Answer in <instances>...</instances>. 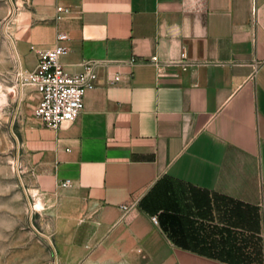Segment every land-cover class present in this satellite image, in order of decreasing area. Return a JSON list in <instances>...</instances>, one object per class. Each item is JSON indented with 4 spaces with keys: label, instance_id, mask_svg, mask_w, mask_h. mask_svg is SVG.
I'll return each mask as SVG.
<instances>
[{
    "label": "crops",
    "instance_id": "crops-1",
    "mask_svg": "<svg viewBox=\"0 0 264 264\" xmlns=\"http://www.w3.org/2000/svg\"><path fill=\"white\" fill-rule=\"evenodd\" d=\"M10 27L26 70L58 32L67 71L98 63L74 121L21 133L30 183L59 207L61 264L257 263L264 0H31Z\"/></svg>",
    "mask_w": 264,
    "mask_h": 264
},
{
    "label": "rangeland",
    "instance_id": "rangeland-1",
    "mask_svg": "<svg viewBox=\"0 0 264 264\" xmlns=\"http://www.w3.org/2000/svg\"><path fill=\"white\" fill-rule=\"evenodd\" d=\"M18 4L14 18L25 7ZM12 12L11 1L0 0V264H61L52 236L59 207L34 190L22 163L21 133L36 119L37 93L30 87L20 91L15 77L13 27L6 24ZM256 251V264H263L260 242Z\"/></svg>",
    "mask_w": 264,
    "mask_h": 264
},
{
    "label": "built area",
    "instance_id": "built-area-1",
    "mask_svg": "<svg viewBox=\"0 0 264 264\" xmlns=\"http://www.w3.org/2000/svg\"><path fill=\"white\" fill-rule=\"evenodd\" d=\"M10 1L13 5V12L6 24L11 23L15 10H19L18 0ZM20 1V7H27L31 2V0ZM56 11V19H60L69 12V9L57 6ZM66 40V33L58 32L53 47L36 51L37 62L31 70H26L21 66L17 52L12 46L17 62L15 77L20 91L30 87L37 93L38 100L34 109V116L43 126L50 129H57L64 123H70L80 115L84 106L85 92L92 87L96 77L95 68L98 65L96 61H84L82 70L75 73L64 68L60 58L67 52V47L64 45ZM149 62L159 68V61L156 56L150 57ZM177 62L182 70H186L190 64L185 59L184 53L180 55ZM114 80H118V77H114ZM69 185V179L60 183L61 187H68ZM122 209L126 212L130 206H122ZM152 221L156 222L155 217H152Z\"/></svg>",
    "mask_w": 264,
    "mask_h": 264
},
{
    "label": "bare ground",
    "instance_id": "bare-ground-1",
    "mask_svg": "<svg viewBox=\"0 0 264 264\" xmlns=\"http://www.w3.org/2000/svg\"><path fill=\"white\" fill-rule=\"evenodd\" d=\"M38 202V201H37Z\"/></svg>",
    "mask_w": 264,
    "mask_h": 264
}]
</instances>
